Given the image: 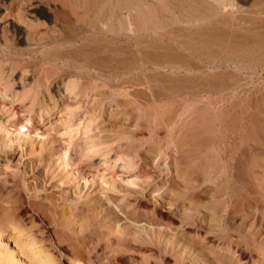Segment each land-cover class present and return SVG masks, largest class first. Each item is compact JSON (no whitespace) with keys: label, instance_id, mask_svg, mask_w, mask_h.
I'll list each match as a JSON object with an SVG mask.
<instances>
[{"label":"rangeland","instance_id":"1","mask_svg":"<svg viewBox=\"0 0 264 264\" xmlns=\"http://www.w3.org/2000/svg\"><path fill=\"white\" fill-rule=\"evenodd\" d=\"M227 1L0 0L4 236L54 264H264V0ZM190 6L210 17L179 21ZM140 11L206 49L139 52L87 23Z\"/></svg>","mask_w":264,"mask_h":264},{"label":"bare ground","instance_id":"2","mask_svg":"<svg viewBox=\"0 0 264 264\" xmlns=\"http://www.w3.org/2000/svg\"><path fill=\"white\" fill-rule=\"evenodd\" d=\"M126 4H129L131 7H130V9H137V8H139V6H140V4H139V1H141V0H123ZM187 1V0H186ZM217 3H218V7H219V5H225L228 1L227 0H215ZM116 3H117V1H116ZM141 3V2H140ZM216 3V4H217ZM229 3V2H228ZM227 3V4H228ZM114 4V3H113ZM149 4V3H148ZM203 4V3H202ZM213 4V3H212ZM211 4V5H212ZM230 4V3H229ZM143 5V4H142ZM142 5H141V7H142ZM145 5V4H144ZM143 5V6H144ZM184 5V4H183ZM186 5V4H185ZM124 6V5H123ZM126 6V5H125ZM197 6V5H196ZM114 7V6H113ZM208 7H209V5H208ZM217 6H214V7H212L211 6V8H218ZM205 8V7H204ZM220 8V7H219ZM140 9V8H139ZM199 9V8H198ZM142 10V9H141ZM135 11V10H134ZM185 11H187V12H185ZM239 11V10H238ZM151 14V13H150ZM241 14V13H240ZM261 14V13H260ZM211 15H213L212 13H211ZM237 15V14H236ZM236 15H235V17H236ZM239 15V14H238ZM242 15H244V14H242ZM255 16V15H254ZM91 17V16H90ZM103 17V16H102ZM109 17V16H108ZM117 17V15L113 12L111 15H110V18L112 19V18H116ZM157 17V16H156ZM208 17H210V14L206 11H202V12H199L198 10H197V8H194V7H192V6H190V7H187V8H185V9H181L180 11H179V18H178V20L179 21H182V22H184V23H186L187 25H192V24H194V23H196V22H198V21H203V20H206ZM246 17V16H245ZM250 17V16H249ZM151 18H153V16L151 17L148 13H147V11H146V13L145 12H143V11H140L138 14L136 13V15H134V13H133V15L132 14H128L125 18H122V19H120V21L118 22V25L117 26H115V25H113V24H111L110 26H109V23H107L108 24V26L106 27L104 24V22H105V20L104 21H102V20H100V19H98V18H95V16L92 18L91 17V19H90V21L89 22H87L89 25L88 26H90V27H92V28H94V29H96V31H99V32H102V33H104L106 36H109V32H112V33H114V34H112V36L111 37H113V39L115 38V41L116 42H119L120 41V39L121 38H127L128 39V43L125 45V43H124V45H123V47H125V48H136V50L137 51H139V52H143L145 49V46H148V47H152V49L153 48H155L156 50H157V48H161L162 50H165V53L168 51L169 52V50L170 49H173V47H172V43H174V44H177V46H179V47H184L185 48V50H189V51H191L192 49H194L193 51H195V50H197V48L199 47V46H201V49H206V48H202V45H200V44H198V43H200V42H198L197 43V41L198 40H200V39H197V37L195 36L196 35V33H195V31H192L191 30V28H181V27H178V26H175L174 25V23H170V24H165V23H160V22H158V21H156L155 20V18L154 19H152L151 20ZM158 19V18H157ZM228 19V18H227ZM236 20L238 19V18H235ZM247 19V18H246ZM177 20V21H178ZM219 20V19H218ZM239 20V19H238ZM232 21V20H231ZM106 22H107V18H106ZM223 22H224V20H223ZM252 22V21H251ZM237 23V22H236ZM250 25V24H249ZM235 26V25H234ZM218 27H219V25H218ZM89 28V27H88ZM214 28V27H213ZM218 31V30H217ZM205 32V31H204ZM212 32V31H211ZM199 33V32H198ZM202 33V32H201ZM230 33V32H229ZM207 34V33H206ZM216 34V33H215ZM227 35H228V33H226ZM240 34V33H239ZM214 35V34H213ZM232 36V35H231ZM215 37V36H214ZM227 37V36H226ZM216 39H218V38H216ZM220 39V38H219ZM229 39V38H228ZM237 39V38H236ZM238 39H239V35H238ZM227 40V39H226ZM234 40V39H233ZM248 40V39H247ZM49 41V40H48ZM201 41V40H200ZM204 41V40H203ZM231 41V40H230ZM241 41H243V40H241ZM202 42V41H201ZM134 43H135V45H134ZM192 43H194L195 45L194 46H196V48L194 47H190L191 45H192ZM196 43H197V45H196ZM216 43V42H215ZM237 43H238V41H237ZM204 44V43H203ZM220 44V43H219ZM241 44V43H240ZM100 45V44H99ZM105 45V44H104ZM199 45V46H198ZM193 46V45H192ZM206 46V45H205ZM205 46H203V47H205ZM122 47V48H123ZM107 49V48H106ZM151 49V50H152ZM154 49V50H155ZM201 49L199 50L200 52H202L201 51ZM87 50V49H86ZM126 50V49H125ZM100 51V50H99ZM102 51H103V49H102ZM146 51V50H145ZM218 51V50H217ZM136 52V51H135ZM146 52H148V51H146ZM192 52V51H191ZM203 53L205 54V50H203ZM63 54V53H62ZM147 54V53H146ZM163 54V53H162ZM197 54V53H196ZM55 55H57V54H55ZM54 55V56H55ZM167 55V54H166ZM49 56V55H48ZM53 56V57H54ZM60 58H61V56L60 55H58ZM64 56V55H63ZM160 56V55H159ZM162 56H164V54L162 55ZM167 56H169V55H167ZM53 57H51V58H53ZM57 58V57H56ZM126 58H128V57H126ZM241 58V57H240ZM53 60H55V61H57L56 59H53ZM122 60V59H121ZM120 60V62H121V65H122V63H125L126 62V59H124L125 60V62H124V60H122L121 61ZM134 60V59H133ZM188 60V59H187ZM209 60V59H208ZM238 60V59H237ZM114 61H116V60H114ZM152 61H157L156 62V64L157 65H159L160 64V61L159 60H157V59H153ZM207 61V60H206ZM84 62V61H83ZM118 62V61H117ZM119 62V63H120ZM212 62V61H211ZM144 62H142V64H143ZM231 63V62H230ZM117 65H119V64H117ZM125 65L127 66V64L125 63ZM105 66V65H104ZM103 66V67H104ZM111 66H112V64H111ZM126 66H124V64L122 65V67H124V68H126L127 69V67ZM91 67V66H90ZM93 67V66H92ZM115 67H117L116 65H115ZM102 68V67H101ZM105 68V67H104ZM103 68V69H104ZM107 68L108 69H110V66H106V73L109 71V70H107ZM124 68H121V69H124ZM177 69H180V67H176ZM79 69V68H78ZM92 69V71H93V69H94V67L93 68H91ZM97 69V68H96ZM115 69H117V68H115ZM120 69V68H119ZM120 69V70H121ZM123 70V71H121V74L124 76H128V74H127V70ZM129 69V68H128ZM111 70V69H110ZM99 71V70H98ZM102 71V70H101ZM100 71V72H101ZM118 71V70H117ZM128 71H130V70H128ZM95 72H97V70H95ZM100 72H97V73H100ZM103 72H105V71H103ZM102 72V73H103ZM114 72V71H113ZM116 71L114 72V73H112L111 71H109L107 74H102L104 77H105V79L107 78V80H110L111 81V83L113 84L114 82H116L115 80H114V82H112V80L115 78V79H118L119 77V75L118 76H116V74H118V73H116ZM70 74V73H69ZM91 74H88V76H90ZM99 75V74H98ZM101 75V74H100ZM101 75V76H102ZM118 77V78H117ZM122 77V76H121ZM48 78H49V76H48ZM101 78V77H100ZM103 80H105L104 78H102ZM129 80L127 79V80H124L123 82H121V84H120V82L119 83H117V85L118 84H120L122 87H126L127 85H128V83L129 82H131V81H129ZM48 82H49V80H48ZM106 82V81H105ZM108 83H109V81H107ZM110 83V84H111ZM125 83H126V85H125ZM130 84H132V83H129V86H130ZM135 84V83H134ZM108 85V84H107ZM114 85V84H113ZM120 85L118 86V87H120ZM110 86H112V85H110ZM114 87H116V88H118L116 85L114 86ZM114 87H113V89H114ZM115 88V89H116ZM110 89H111V87H110ZM120 89V88H119ZM118 89V90H119ZM124 89V88H123ZM113 91V90H112ZM116 90H114V92H115ZM129 92V91H128ZM225 92V91H224ZM5 94V93H4ZM113 94V93H112ZM115 95H116V93H114ZM119 94V93H118ZM113 96V95H112ZM115 97V96H114ZM213 98H214V96H213ZM212 100V99H211ZM214 100H215V98H214ZM219 100V99H218ZM43 111V110H42ZM215 115V114H214ZM236 115V114H235ZM175 117V116H174ZM177 118V117H176ZM229 118V117H228ZM184 119V118H183ZM219 119V118H218ZM174 121V120H173ZM203 122H204V120H202ZM202 121H200V122H202ZM200 122H199V124H200ZM224 122V121H223ZM216 123V122H215ZM219 124H220V122H219ZM235 124V123H234ZM242 124V123H241ZM228 125H229V123H228ZM173 126V125H172ZM218 126V125H217ZM216 126V127H217ZM231 127V126H230ZM214 128V127H213ZM6 129L11 133V134H16V136H17V138H18V140L19 141H21V140H26L30 135H31V131H33V122H32V119L31 118H27V119H25V120H18V122L17 123H12V124H9V125H7V127H6ZM211 129V128H210ZM200 132V131H199ZM201 133V132H200ZM199 133V134H200ZM207 133V132H206ZM216 134V133H215ZM217 135V134H216ZM199 136V135H198ZM197 136V137H198ZM200 136H201V134H200ZM214 136V135H213ZM224 136V135H223ZM173 137V136H172ZM183 137V136H182ZM180 138V137H179ZM185 138V137H184ZM187 138V137H186ZM200 138V137H199ZM200 139H202V137L200 138ZM186 140V139H185ZM198 140V139H197ZM206 140V139H205ZM161 141V140H160ZM201 141V140H200ZM204 141V140H203ZM202 141V142H203ZM178 142V141H177ZM187 142V141H186ZM195 142V141H194ZM197 142V141H196ZM199 142V141H198ZM197 142V143H198ZM201 142V143H202ZM191 143V142H190ZM200 143V142H199ZM225 143V142H224ZM217 144V143H216ZM175 145V140L173 139V140H171V145L169 146L170 148L168 149L169 151H173L174 150V152L176 153L177 152V149H174V146ZM206 145V144H205ZM204 145V146H205ZM165 146V145H164ZM178 146H180V145H178ZM200 146V145H199ZM202 146V145H201ZM200 146V147H201ZM207 146V145H206ZM218 146V145H217ZM216 147V146H215ZM199 148V147H198ZM220 148V147H219ZM254 148V147H253ZM163 149V148H162ZM218 150H220V149H218ZM162 152L161 153H164L165 151H163V150H161ZM168 151V152H169ZM193 151V150H192ZM191 151V152H192ZM200 151V150H199ZM189 152H190V150H189ZM195 152V151H194ZM166 154H168L167 152H165ZM183 153V152H182ZM170 154V153H169ZM190 155H192V154H194V153H189ZM252 154V153H251ZM195 155V154H194ZM189 156V155H188ZM223 155H221V157H222ZM169 157V156H168ZM253 158V157H252ZM221 171V170H220ZM159 190H161V189H159ZM9 229H7V231H8ZM6 231V230H5ZM20 235H16L15 233H14V230H13V232L12 231H10V233H8V235L7 236H4V234H3V230H0V264H54L55 262H54V260H53V258H51V257H49V256H45V254L44 253H42L41 251H38L37 249H39V248H37L38 246H37V243L34 241V240H30V239H24V240H20V237H19ZM19 241H21V244H22V246H23V248L27 251V253H23L24 251H22V250H19L20 248V246L18 245V243H19ZM12 243L13 245H11V246H9V243ZM21 246V247H22ZM22 248V249H23ZM40 250V249H39Z\"/></svg>","mask_w":264,"mask_h":264}]
</instances>
